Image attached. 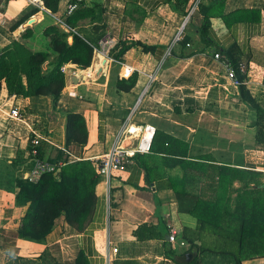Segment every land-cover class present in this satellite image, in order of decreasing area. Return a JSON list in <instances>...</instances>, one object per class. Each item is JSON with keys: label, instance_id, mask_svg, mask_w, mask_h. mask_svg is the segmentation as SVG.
<instances>
[{"label": "crops", "instance_id": "obj_1", "mask_svg": "<svg viewBox=\"0 0 264 264\" xmlns=\"http://www.w3.org/2000/svg\"><path fill=\"white\" fill-rule=\"evenodd\" d=\"M85 1L107 9L106 38L118 43L131 35L156 49L145 53L136 47L123 62H115L112 55L105 65L106 58L97 51L87 71L66 66V88L56 108L50 97L11 96L1 82L0 264H74L80 253L90 264H178L167 256L168 244L177 257L189 262L203 248L226 247L237 253L240 231L242 264H264V151L256 144L257 113L232 85L223 62L214 58L217 47L235 46L247 69L245 87L264 108V0H224L210 19L208 35L214 45L201 41L197 28L203 15L196 13L185 28L184 34L192 38L186 53L201 52L189 58L183 57L181 43H175L185 17L169 6L149 12L145 22L137 24L123 15L122 0ZM214 1L202 0L201 5L212 7ZM71 2L62 0L58 17ZM35 9L29 0H0V53L51 14L39 11L32 24L11 32ZM81 30L96 38L88 23H82ZM42 31L39 28L29 41L34 50L46 45ZM126 67L139 78L131 93H120L114 82ZM15 107L48 145L63 149L70 162L85 157L95 163L114 147L126 125L138 130L152 126L156 133L172 137L176 141L171 151L177 155H139L110 183L102 178L96 217L85 232H76L62 218L44 242L21 239L17 231L25 209L15 203L19 190L14 182L18 173L24 177L34 168L36 159L26 154L27 128L9 119ZM69 112L82 114L87 121L89 144L84 152L77 146L65 150L64 115ZM138 136L124 144L135 146ZM19 152L23 160L11 166ZM143 225L153 226L160 235L138 241L135 233ZM172 230L177 231L175 244L169 240ZM204 260L209 264L215 257Z\"/></svg>", "mask_w": 264, "mask_h": 264}, {"label": "trees", "instance_id": "obj_2", "mask_svg": "<svg viewBox=\"0 0 264 264\" xmlns=\"http://www.w3.org/2000/svg\"><path fill=\"white\" fill-rule=\"evenodd\" d=\"M45 8L51 13L45 14V20L39 26L28 27L20 36L19 40L6 46L0 53V83L4 82L9 95L22 98L50 97L54 107L60 102L66 88L67 74L63 71L66 66H74L81 71H87L92 67L96 50H100V42L106 38L108 25L104 17L107 9L101 3L88 4L85 0H72L71 4L76 6L72 13L68 10L58 17L62 0H42ZM123 15L137 24H143L148 13L158 7L167 5L170 9L182 17H188L192 11L195 0H122ZM224 0H215L212 7L199 5L198 11L203 15L200 26L197 28L201 41L214 45L209 38L208 30L211 26L212 13L223 6ZM39 9L22 17L11 27V32L17 31L26 25ZM248 13V12H246ZM252 15H260L259 11H249ZM195 14L192 15L191 23ZM250 15V14H249ZM227 19L226 15H222ZM56 18H59L68 27L60 25ZM82 23H88L96 38H89L82 33ZM186 26V27H187ZM43 27L42 38L46 45L40 50H34L29 43ZM74 30V31H72ZM185 33V31H184ZM70 39L72 40L70 42ZM192 46V38L184 34L181 42L184 54L183 57H192L201 51L187 52ZM141 47L143 52L152 53L156 47L148 46L141 41L127 35L121 39L110 56L117 62H123V57L133 48ZM217 52L222 55L235 71L237 78L245 83L247 73L241 72V60L236 52V47L229 50H222L217 47ZM138 73H133L129 78L123 75L114 82L120 93H131L138 82ZM241 98L257 113L256 120V144L264 151V108L257 104L256 100L249 95L245 85L239 87ZM65 150L72 151V148L80 147L82 152L89 144V132L87 121L82 114L69 112L66 115ZM31 138V136L29 137ZM172 137L157 132L150 154L177 155L171 151ZM159 143L163 146L159 147ZM168 144V147L166 146ZM33 146L29 139L26 154L32 158H39L54 165H61L57 175L53 173L43 174L38 182L32 183L25 180L23 174L15 177V187L19 190L15 197L17 206L24 208V214L20 220L17 235L21 239L41 243L44 242L56 227L60 219L72 227L76 232H85L94 221L98 207L97 188L102 178L97 171L93 161L82 157L70 162L64 157V150L52 147L42 141L37 147L38 155L33 157ZM55 155L53 156V154ZM139 155H136L137 157ZM24 154L19 152L16 160L11 166L21 163ZM149 174V170H148ZM180 195L178 194V197ZM243 231L239 232L237 238V253L225 249L214 251L203 248L195 259L184 262L182 256H176L173 247L168 244L166 254L178 264H204L206 257H215L209 264H242L239 254L243 250ZM138 241L144 242L157 238L160 234L150 225H143L136 231ZM196 246V245H194ZM18 257V260H22ZM64 264V263H56ZM74 264H90L84 253H80Z\"/></svg>", "mask_w": 264, "mask_h": 264}, {"label": "built area", "instance_id": "obj_3", "mask_svg": "<svg viewBox=\"0 0 264 264\" xmlns=\"http://www.w3.org/2000/svg\"><path fill=\"white\" fill-rule=\"evenodd\" d=\"M201 1L202 0H196L193 9L190 12V15L185 18L182 27L175 38L176 44H179L183 41L185 28L187 24L190 22L192 15H194L195 12L198 10ZM29 2L31 5L35 6V8L39 9V11L47 10L42 0H29ZM75 8L76 6L70 4L69 7L67 8L68 13L69 14L72 13ZM56 19L60 25L68 28L61 19L59 18ZM116 44L117 43H115L113 39L106 38L100 42L101 48L100 50H96V52L98 51L99 54H101L104 58L109 59L110 52L114 49ZM214 58L216 60L223 62L228 72L227 74L228 79L232 82V85L234 87L239 88L242 85H245L246 82L243 83L237 78L235 71L230 67V65L227 62L223 60L221 54L215 53ZM63 71L65 72L66 68H64ZM241 72L247 73V69L244 65H241ZM133 73L134 71L132 68L126 67L123 72V76L125 78H129ZM131 117L129 120H131ZM9 119L15 123L23 124L27 128L29 132V137L31 136V138L28 137V140L30 139L31 144L33 146L32 155L33 157H37L38 155L37 147L41 144L42 141L45 140L44 136L39 131H36L33 128V126L26 119L23 112L17 107L11 110V112L9 113ZM138 131L139 134H137ZM135 135H139L137 137L138 143L135 146L133 145L128 146L124 144L125 141L133 139ZM155 136H156V129L152 126L146 125L145 127L140 128L138 130L136 128L126 125L122 130L119 138L117 139L114 147L109 152L98 157L95 160V165L97 171L101 175V178H103L107 183H110V180L114 174L125 172L127 168L133 164L136 155L150 154L152 152V145ZM60 166L61 165L59 166L54 165L47 161L36 158V163L34 168L24 176V179L28 180L29 182L36 183L43 174L53 173L54 175H57L60 172ZM169 240L173 244L177 242L176 230H172ZM113 252L117 253L118 249H113Z\"/></svg>", "mask_w": 264, "mask_h": 264}, {"label": "water", "instance_id": "obj_4", "mask_svg": "<svg viewBox=\"0 0 264 264\" xmlns=\"http://www.w3.org/2000/svg\"><path fill=\"white\" fill-rule=\"evenodd\" d=\"M32 23H33V20H30V21H29V24H32ZM107 60H108V59H105V61H104V63H103L104 65L106 64ZM0 86H1V83H0Z\"/></svg>", "mask_w": 264, "mask_h": 264}, {"label": "rangeland", "instance_id": "obj_5", "mask_svg": "<svg viewBox=\"0 0 264 264\" xmlns=\"http://www.w3.org/2000/svg\"><path fill=\"white\" fill-rule=\"evenodd\" d=\"M28 23H29V22H28ZM28 23H27V25H30V24H28ZM101 56H102V55H101Z\"/></svg>", "mask_w": 264, "mask_h": 264}]
</instances>
